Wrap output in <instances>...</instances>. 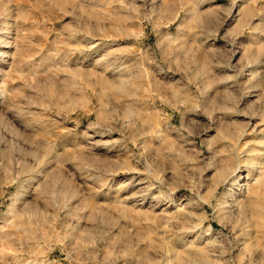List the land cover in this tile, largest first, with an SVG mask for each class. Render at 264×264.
Segmentation results:
<instances>
[{
    "label": "rangeland",
    "instance_id": "rangeland-1",
    "mask_svg": "<svg viewBox=\"0 0 264 264\" xmlns=\"http://www.w3.org/2000/svg\"><path fill=\"white\" fill-rule=\"evenodd\" d=\"M0 264H264V0H0Z\"/></svg>",
    "mask_w": 264,
    "mask_h": 264
},
{
    "label": "bare ground",
    "instance_id": "bare-ground-1",
    "mask_svg": "<svg viewBox=\"0 0 264 264\" xmlns=\"http://www.w3.org/2000/svg\"><path fill=\"white\" fill-rule=\"evenodd\" d=\"M236 181H237V179H236ZM234 186H235V183H234Z\"/></svg>",
    "mask_w": 264,
    "mask_h": 264
}]
</instances>
